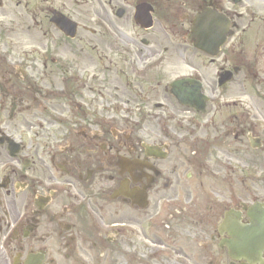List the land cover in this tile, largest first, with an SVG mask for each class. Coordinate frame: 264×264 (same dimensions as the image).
Instances as JSON below:
<instances>
[{"label":"flooded vegetation","instance_id":"obj_1","mask_svg":"<svg viewBox=\"0 0 264 264\" xmlns=\"http://www.w3.org/2000/svg\"><path fill=\"white\" fill-rule=\"evenodd\" d=\"M0 264H264V0H0Z\"/></svg>","mask_w":264,"mask_h":264}]
</instances>
